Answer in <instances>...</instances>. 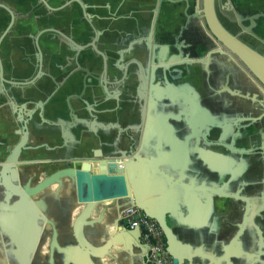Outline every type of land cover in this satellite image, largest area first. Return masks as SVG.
<instances>
[{
    "label": "flooded vegetation",
    "instance_id": "1",
    "mask_svg": "<svg viewBox=\"0 0 264 264\" xmlns=\"http://www.w3.org/2000/svg\"><path fill=\"white\" fill-rule=\"evenodd\" d=\"M246 4L215 0L217 18L264 53V16L254 17L264 6ZM202 9L203 0H0V264H37L58 198L33 189L44 168L56 166L48 177L96 150L97 160L128 154L140 139L172 149L178 164L184 148L177 174L206 194L205 251L187 263L264 264L263 88ZM66 214L60 206L58 230Z\"/></svg>",
    "mask_w": 264,
    "mask_h": 264
},
{
    "label": "water",
    "instance_id": "2",
    "mask_svg": "<svg viewBox=\"0 0 264 264\" xmlns=\"http://www.w3.org/2000/svg\"><path fill=\"white\" fill-rule=\"evenodd\" d=\"M202 11L207 19L212 35L220 42L224 49L234 55L243 64L245 71L260 83L264 93V53L236 35H233L221 25L215 12V0H203ZM259 16H264V12L260 11L254 15L255 18ZM218 51L221 52L220 49ZM188 139L189 136L185 138L183 147L186 146ZM142 145L140 139L136 145L130 148L128 154L118 155L117 153L109 156L108 160L105 158L104 160L107 161V165L104 163V160H97L98 158L96 157L97 155H101V151L96 150L94 151L93 159L91 161L84 159L80 168L67 167L56 171L33 187L37 192L48 188L55 182L59 183L61 187H65L67 185L62 184L60 178H71V186H73L75 195L74 200L79 204H84L72 225V235L76 242V245H73L72 248L79 247L82 250L79 255H76L79 260H83V256L89 258L104 257L117 244H122L124 249H129L133 246L138 247L143 251L144 257H148L147 245L141 241L142 230L139 227L130 228L128 217L118 220L117 231H109V238L100 250L92 248L88 244L87 239L82 235L83 227L93 225L94 220L90 218V215L98 202H101L103 199H115L124 196H127L131 205L139 208L144 215L153 218L157 222L162 230L166 253L171 259L172 264L191 262L201 252L199 248L193 249L190 245L179 242L166 222L167 199L173 195L175 187H181L184 190L185 203H187L186 197L190 190L194 189L198 191L202 189V187L193 188L169 174L170 169L173 170L178 167L182 169L187 164L186 157L183 154L184 148L181 149L180 155L182 163L178 164L172 151L165 152L160 150L155 155L146 158L139 156L138 154L142 152ZM166 162L171 165V167H168V171L167 169H160ZM144 169H148L156 175H161L167 183V189L159 196L160 202L156 210L145 206L139 189L136 187L143 178L141 171ZM138 216L139 214H135L133 218L137 219ZM53 244L54 242L51 241V246ZM69 253L70 250H66V254L69 255ZM78 264H84V262L80 261Z\"/></svg>",
    "mask_w": 264,
    "mask_h": 264
},
{
    "label": "crops",
    "instance_id": "3",
    "mask_svg": "<svg viewBox=\"0 0 264 264\" xmlns=\"http://www.w3.org/2000/svg\"><path fill=\"white\" fill-rule=\"evenodd\" d=\"M155 132L153 131L151 134ZM156 147L157 145L155 148H144L138 155L149 157L155 155L160 149L172 150L165 147V145H160L157 149ZM174 156L176 157V154ZM161 167H165L168 170V167H171V165L166 162ZM141 173H143L141 176H145V180H141L136 187L139 189L141 199L145 202V206L149 209L156 210L160 202L159 196L167 189V183L165 179L162 180L160 175L151 173L148 169H144ZM169 174L171 175V173ZM172 176L174 177V174ZM190 180V175L186 174L185 179L182 181L190 183ZM200 181L202 183L203 178ZM205 197V193H188L186 197L187 203H185L184 190L180 187H175L173 195L167 199L166 214L167 225L175 238L183 244L190 245L193 249L201 248L202 251L205 249L203 243L206 233L204 224V215L206 213ZM130 207L135 206L129 203L127 196L115 199H103L101 202H98L90 215V218L94 220L93 225L82 228V235L87 239L88 244L92 248L100 250L109 238V231H117L118 220L127 217L125 211ZM137 209L143 214L139 208ZM64 230L67 229L61 227L59 230L61 232L60 237L57 239L59 243L64 242L66 237ZM101 230H105L108 237L104 239L103 233L100 232ZM142 243L144 242L142 241ZM39 261L37 264H40ZM90 262L91 264H149L147 257H144V253L140 248L133 246L129 249H124L122 244L113 246L104 257L92 258ZM54 264H58L57 260L54 261Z\"/></svg>",
    "mask_w": 264,
    "mask_h": 264
},
{
    "label": "rangeland",
    "instance_id": "4",
    "mask_svg": "<svg viewBox=\"0 0 264 264\" xmlns=\"http://www.w3.org/2000/svg\"><path fill=\"white\" fill-rule=\"evenodd\" d=\"M238 1L240 2V7H242V8H243V5H247L246 3L250 4L251 6H253V4H255L254 6L258 5L259 7L264 6V0H238ZM260 22H261L260 27L257 30V32L259 34H264V18H261ZM156 135H159V134L156 133ZM156 142L158 143V140H156ZM154 148H155V146H154ZM157 148H158V146L156 147V149ZM55 168H56V166L44 168L42 170L43 175H39L35 179V183L41 182L42 179L44 178V176L46 177L48 174L53 172L55 170ZM161 168H163L165 170V167H160V169ZM177 169H173V170L170 169L171 175L174 174L173 178L177 177V175H178ZM142 177H143L142 180H145V176L143 175ZM177 178L180 180L185 179V177H182V176L181 177L178 176ZM61 180H62V184H64V185L66 183L69 184L68 185L69 187L67 189H65V187H61L59 185V183L58 184L54 183L53 185H51L50 187H48L46 189L49 192L55 193V189L59 188V190L56 191V193H55L58 198H52L51 199V206H52L51 220H50L51 225L48 224V226L51 227L48 230V231H50V233H49V235L46 236V238H45L46 241L40 247L39 255H37V258H36V262H38L41 259V261H39L40 264H44V263L45 264H54L55 260H57L58 264H78V262L73 260V259L66 260V259H68L67 256L65 257L66 250H70V252L71 251L74 252L75 255H79L82 252V250L79 247L72 248L73 245H76V242H75L73 235H72V225L74 223L76 216L80 213L81 209L83 208L84 204H79V203L75 202L74 190H73V186H71V184H72L71 178L65 177ZM162 180H164V179L162 178ZM62 189H65V190L63 191ZM61 192H64V193H61ZM41 195H43V194H40L38 197L42 198ZM58 199H63V202L59 203ZM60 206L61 207H63V206L67 207V214L64 216L63 220H61L62 224H64L63 227H65V229H67V230H64V234L66 235V237L64 239V242H61V243H59L57 241V239L60 237V233H61L57 229L58 228L57 224L59 222L58 218H59ZM100 232L103 233L104 239L106 237H108V235H106L105 230H103V231L101 230ZM62 236H64V235H62ZM50 239H51V241L54 242L53 246H51ZM163 240L165 242L164 236H163ZM83 259L87 260L91 264L90 261L92 258H89L87 256H83Z\"/></svg>",
    "mask_w": 264,
    "mask_h": 264
},
{
    "label": "built area",
    "instance_id": "5",
    "mask_svg": "<svg viewBox=\"0 0 264 264\" xmlns=\"http://www.w3.org/2000/svg\"><path fill=\"white\" fill-rule=\"evenodd\" d=\"M129 218V227H139L142 230L141 239L147 245L149 264H172L167 256L163 233L157 222L142 213L136 207H130L126 211ZM139 214L138 218L133 215Z\"/></svg>",
    "mask_w": 264,
    "mask_h": 264
},
{
    "label": "bare ground",
    "instance_id": "6",
    "mask_svg": "<svg viewBox=\"0 0 264 264\" xmlns=\"http://www.w3.org/2000/svg\"><path fill=\"white\" fill-rule=\"evenodd\" d=\"M104 161H105V160H104ZM104 163H106V165H107V161H105ZM116 168H118V166H116ZM142 171H143V170H142ZM145 173H146V172H145ZM151 173H152V172H151ZM157 175H159V174H157ZM160 176H161V175H160ZM179 176H181V174H179ZM161 177H162V176H161ZM162 178H163V177H162ZM61 179H63V178H60V180H61ZM163 179H164V178H163ZM55 183H56V182H55ZM53 184H54V183H53ZM53 184H51V185H53ZM51 185H50V186H51ZM65 185H67V188L69 187V186H68V183H66ZM50 186H49V187H50ZM62 187H63V186H62ZM67 188H66V189H67ZM46 189H47V188H46ZM58 190H59V188L55 189V193H56V191H58ZM40 194H41V193H40ZM38 195H39V194H38ZM50 195H51V194H50ZM56 211H57V210H56ZM63 212H64V211H63ZM95 224H96V223H95ZM103 226H104V225H103ZM99 235H100V234H99ZM73 254H74V252L71 251V252L69 253V255L66 254V256H67L68 259H73V260H75V261H77V262L83 261L84 264H90V263H89L87 260H85V259H83V260H79V258H78L75 254H74V256H73ZM77 262H76V263H77Z\"/></svg>",
    "mask_w": 264,
    "mask_h": 264
}]
</instances>
